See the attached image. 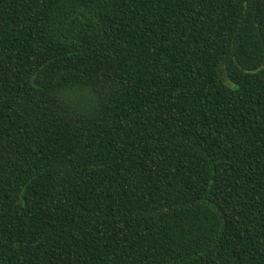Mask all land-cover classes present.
Segmentation results:
<instances>
[{
    "label": "trees",
    "instance_id": "obj_1",
    "mask_svg": "<svg viewBox=\"0 0 264 264\" xmlns=\"http://www.w3.org/2000/svg\"><path fill=\"white\" fill-rule=\"evenodd\" d=\"M0 264H264V0H0Z\"/></svg>",
    "mask_w": 264,
    "mask_h": 264
}]
</instances>
